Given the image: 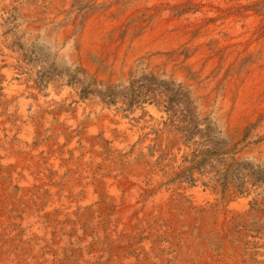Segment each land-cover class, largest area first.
Wrapping results in <instances>:
<instances>
[{"label":"rangeland","instance_id":"rangeland-1","mask_svg":"<svg viewBox=\"0 0 264 264\" xmlns=\"http://www.w3.org/2000/svg\"><path fill=\"white\" fill-rule=\"evenodd\" d=\"M0 4V37L25 64L31 86L47 98L53 84L71 94L50 97L36 109L26 99L25 117L19 103L9 111L12 102L0 99V142L15 152H0V264H180L187 250L218 260L226 248L241 251L245 261L251 244L264 247V165L252 159L264 149V133L252 134L262 116L227 133L213 113L201 111L192 90L145 67L143 59L126 79L102 81L67 58L66 43L57 46L46 37L71 24L77 39L93 19L99 48L88 55L105 73L111 46L128 40L134 50L131 45L168 12L169 22L193 33L218 20L239 23L241 32L229 31L236 67L264 68V0H77L62 24L50 20L44 6L26 18L4 0ZM197 12L201 24L193 29L188 14ZM33 25L38 27L30 33ZM216 43L204 44V57L214 54L222 66L227 48ZM177 50L166 54L176 56ZM195 52L183 48L179 55L188 64ZM91 102L98 114L77 117L76 106ZM146 107L160 109L159 119ZM27 119L34 126L31 137L21 127ZM122 123L137 135L129 138ZM197 188L211 190L213 198H199ZM161 191L168 195L157 200ZM238 197L248 202L244 215L232 212ZM225 209L231 211L226 232L216 231Z\"/></svg>","mask_w":264,"mask_h":264},{"label":"bare ground","instance_id":"bare-ground-1","mask_svg":"<svg viewBox=\"0 0 264 264\" xmlns=\"http://www.w3.org/2000/svg\"><path fill=\"white\" fill-rule=\"evenodd\" d=\"M76 1L77 0H4V4L8 5V7H11V6L16 7L19 12L24 13L23 16L26 18H28L32 14H37V13L42 12L43 11L42 6H44L46 7V9L44 10H46V12L48 13L47 14L48 18L50 20L53 19V21L57 24H62L65 21L68 8L76 5ZM85 1L93 3V4L95 3L102 4V3L111 2L113 0H85ZM171 2L172 1H170V3ZM98 9H100V7ZM28 12L29 14H27ZM167 14L168 12H163L159 20L154 24L153 29L150 30L145 36H143L141 40L135 41V43L131 45V47H134V50L129 49L128 46H130V42L128 40H126V43L125 42L118 43L120 44L119 47L117 45H116L117 47L111 46L110 57L107 62L109 66L108 67L109 70L108 72H105V73L101 72L97 68V65L91 60V58L88 55L89 51H96L99 48V43H98L99 28L96 27V25L92 22L93 19H89L85 21L83 28H82L83 31L81 33V36L78 37L79 35H77V39L72 37L73 26L71 24H68L67 26H62L60 27V29L56 31L49 30L46 37L47 39H50L51 41H53V43L56 44L57 46H61L63 43H66L63 53H65V55L66 54L68 55L67 58L71 60L72 62L78 63L83 68V70L86 73H88L90 76H93L102 81H105L108 79L112 80L116 77L118 78L121 77V79H126L129 72L134 67V62L137 59H143L145 61L144 63L145 67L147 66V68L157 73L167 74L168 77L179 82L181 86L192 90L194 97L198 99L201 111L205 113L206 112L213 113V115L217 119H219L224 130L227 133H230V134L234 133V130L237 128H241L243 131L244 128L242 127H244L246 122L253 123L260 116H262L263 117L262 121L259 122L258 125H256L257 127L252 134L253 135L263 134L264 133V68L253 67V66L236 67L238 63V60H237L238 52L237 51L230 52L232 48L228 49L231 46L230 42L233 41V40L231 41L230 35L235 34L240 31V30L238 31L239 23L235 22L234 24H229L228 21L218 20V21H215L214 23H208L207 25L202 24L201 28L196 33H193V31H188L187 28L182 25L175 26V23L173 20L172 22L171 21L169 22V19L167 18ZM200 16L201 14L198 12L194 14H188V19L190 21L192 20V24L190 26L191 28L194 29L201 24L199 20ZM70 17L71 19L69 18V20L76 21L72 19L73 15H70ZM202 19H203V16H202ZM231 23H233V21ZM37 27L38 26L33 25L29 27L28 29L30 33H33ZM230 30H234L235 32L231 34L229 33ZM223 32L228 33L229 36L223 37L222 36ZM215 40H217V43H216L217 47L219 46L224 49L227 48V52L224 53L225 63L222 66L218 65L219 64L218 56L213 54V57H204V52L206 51L204 50V44H206L209 41L215 42ZM74 43L77 44L76 48H74ZM183 48H190L191 50H196L195 55L193 56V59L188 64L185 63L186 58L183 55L182 56L179 55ZM175 49L176 50L178 49L176 52V56L173 55V56L168 57L166 52L167 51L171 52ZM108 54H109V51H108ZM29 77H31L30 72L26 70L25 64L20 60L17 52L10 50L7 47V43L5 42V40H3L0 37V94H1L0 99L8 103L12 102V104L8 108L9 111L13 109V106L15 104L19 103L20 112L17 111V113L19 112L21 116L25 117L26 113L24 109H25V104L27 102L26 99L33 101V108L36 109L38 105L47 103L50 97L52 99L55 98V99L61 100V98L63 97H66L67 99L69 96H71V94H69L68 89L63 88L62 90H55L56 87L53 84V86H51V89L49 88L50 89L49 92H51L50 97L47 98L43 96L42 92H40L39 90L31 86V83L33 81L32 79H29ZM33 98H35V100H33ZM159 107H162V106H159ZM99 110H100V107L93 104L92 102L87 103V104H83V103L78 104L75 108L77 117H82L87 112H90L93 116L95 114H98ZM143 110L144 111H142V113L145 112V109ZM159 110L160 109H157L154 107H146V111L148 113L149 112L152 113L151 115L153 119L155 120L159 119V116H160ZM32 112L34 113V111ZM17 119H18V116H17ZM21 127L23 128V132L26 137L32 136L34 126L32 127L31 121L29 119H27L26 123L22 125ZM121 128L125 130L129 138L137 135V130L135 128L129 129L123 123H122ZM89 132L90 131H88V133ZM259 146L261 145H258L256 147H259ZM0 152H3L8 157H13L15 155V152L8 148H5L2 142H0ZM252 159L256 161H260L264 165V149L259 155L253 154ZM138 172H139V168L135 170V173H138ZM158 177L159 175L157 173H154L152 176L153 181H157ZM137 179L139 181H142L141 171ZM193 190L194 189H192V191ZM195 193H197L199 198L203 200H206V199L211 200L213 198V195H212L213 192H211V190L202 191L201 189L197 188ZM167 195H168V192L161 191L160 195L156 198L157 200H164L167 197ZM244 198H241V199L239 198V200L237 199L238 202L235 205L233 203V205L235 206L233 207V209L235 211H232V212H237V214L239 215H244L247 209V206H248V202ZM149 206H153V203H151ZM230 213L231 211L229 209H225V211L223 212V215L220 214L221 215L219 216L220 220L215 226L216 231L224 232L226 230V225L229 221ZM187 246L188 245H186V247ZM232 253H235L238 256H234ZM241 254H242L241 251L234 252L230 248H226L223 251L222 257L219 259L217 258L218 260H216L215 258H213L214 256L212 257L213 259L211 257L208 258L207 254H205L204 256V255L198 254L195 250L190 249L184 252L182 261L180 264H251L252 261H254L255 264H264V247L262 245L257 244V247L253 248V244H251L249 246L248 255L245 257L243 256L245 258V261H242V259L239 258V255Z\"/></svg>","mask_w":264,"mask_h":264}]
</instances>
